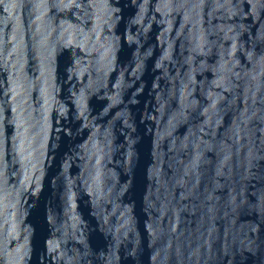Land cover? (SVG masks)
I'll return each mask as SVG.
<instances>
[{
  "label": "water",
  "instance_id": "obj_1",
  "mask_svg": "<svg viewBox=\"0 0 264 264\" xmlns=\"http://www.w3.org/2000/svg\"><path fill=\"white\" fill-rule=\"evenodd\" d=\"M187 0H0V264H109Z\"/></svg>",
  "mask_w": 264,
  "mask_h": 264
}]
</instances>
